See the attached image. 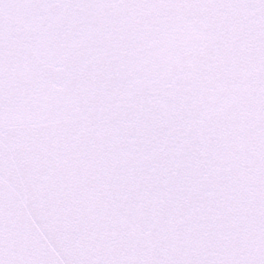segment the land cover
Segmentation results:
<instances>
[{"label":"snow or ice","instance_id":"1","mask_svg":"<svg viewBox=\"0 0 264 264\" xmlns=\"http://www.w3.org/2000/svg\"><path fill=\"white\" fill-rule=\"evenodd\" d=\"M0 264H264V0H0Z\"/></svg>","mask_w":264,"mask_h":264}]
</instances>
